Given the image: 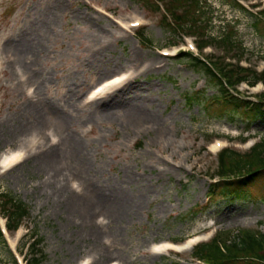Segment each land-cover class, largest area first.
<instances>
[{
	"label": "rangeland",
	"instance_id": "rangeland-1",
	"mask_svg": "<svg viewBox=\"0 0 264 264\" xmlns=\"http://www.w3.org/2000/svg\"><path fill=\"white\" fill-rule=\"evenodd\" d=\"M262 1H241L244 11L221 0H202L199 24L205 30H196L202 40L231 35L235 42L213 40L203 53L262 69L264 38L251 26ZM144 5L145 0H0V49L22 37L39 44L35 56L10 53L11 62L0 52V155L22 153L19 162L0 172V192L18 198L28 212L18 230L0 241V264L11 262L8 246L16 256L30 259L34 234L41 238L36 246L43 256L40 264H204L192 257L191 246L157 252L152 247L189 238L208 241L243 228L264 233L263 182L247 187L242 198L218 190L208 197L217 180L218 151L225 146L249 151L264 138V112L243 108L232 113L215 105L211 97L217 87L201 66L159 50L179 40L181 30H167L159 20L161 11ZM132 21L141 25L131 27ZM139 29L146 37L143 43ZM166 50L176 53L173 47ZM17 74L23 75L24 86ZM117 75H125L126 89L121 83L89 98L98 83ZM135 86L142 87L137 92L144 101L141 114L133 109L138 98L122 97L123 90ZM263 88L237 87L254 102ZM111 98L115 105L105 109L102 103ZM38 100L65 107L77 120L63 134L50 123L43 132L31 133L35 129L24 124ZM66 133L81 140L88 168L78 170L66 159L56 179L50 178L46 169L35 167L34 155L52 149ZM115 183L144 196L131 220L110 218L108 208L91 198L90 191ZM53 185L87 201L88 218L67 210L66 199L52 193ZM91 227L98 230L93 231L95 241ZM93 244L103 245L101 254Z\"/></svg>",
	"mask_w": 264,
	"mask_h": 264
},
{
	"label": "trees",
	"instance_id": "trees-1",
	"mask_svg": "<svg viewBox=\"0 0 264 264\" xmlns=\"http://www.w3.org/2000/svg\"><path fill=\"white\" fill-rule=\"evenodd\" d=\"M221 1L242 8L235 0ZM144 6L155 11L159 8L157 0L156 3L145 0ZM164 9L167 15L162 17L161 23L167 30L170 29L174 32L177 29H181L183 32L205 30L204 25L199 24L201 22L199 18L203 12L202 0H166ZM262 17H264V10L260 12V16H255L251 26L255 29V33L264 38ZM138 37L142 42L146 41L143 30L138 31ZM213 40L226 45L235 44L231 35H226L221 38L204 39L199 47L202 48L209 43L211 44ZM179 57L193 59L194 62L193 60L191 62L196 66H201L205 73L210 76L211 82L217 87L216 95L211 97L215 100V105L232 113L243 108L250 109L254 113L264 112V91L259 95L257 103L246 101L230 92V89L234 90L238 81L247 80L248 76L251 77L252 83L259 79L264 80V72L257 74L238 65L234 68H227L221 62L212 61L211 59H208V64L188 53H182ZM218 159L217 175L221 183L216 184L214 189L209 191L213 196L215 195L214 190L218 189V191L231 198H242L248 192L247 187L255 182L264 183V138L253 144L251 149L244 153H239L232 148L223 149L218 153ZM0 211L6 217L5 224L10 231L15 230L20 221L28 214L26 204L6 191L0 192ZM40 240L41 238L37 237L29 243L30 255H32L29 264H40L43 259L41 250L36 248ZM0 241L4 242L1 231ZM9 256H11L10 253ZM192 256L204 261L206 264H264V233L253 232L244 228L233 235L220 232L215 234L209 241H203L195 245ZM10 261L9 264H17L13 256H11Z\"/></svg>",
	"mask_w": 264,
	"mask_h": 264
},
{
	"label": "bare ground",
	"instance_id": "bare-ground-1",
	"mask_svg": "<svg viewBox=\"0 0 264 264\" xmlns=\"http://www.w3.org/2000/svg\"><path fill=\"white\" fill-rule=\"evenodd\" d=\"M85 19H87L86 16ZM46 26L48 29H51V22L49 24H46ZM6 44L7 46L1 48L0 52L1 54H4L8 62H11V60L9 59L10 53L14 57L18 58L22 53H30L34 54L33 56H35L39 51V44L35 43L33 40H30V38L22 37L21 39H18L15 44L10 45L8 42ZM17 75L18 81L21 83V86H24L25 81L23 75ZM114 77L115 76L106 78L95 87L101 86V89L106 93L111 89H117V87L121 85L122 81H119L121 80L119 77ZM124 83H122L121 87L123 89H126ZM141 88L142 87L140 86H135L128 91L123 90V92L125 91V94L123 93L122 95V97H128L129 95H132V97L138 98L133 106V109H138V114H141V107L142 104H144L143 99H141L137 95V92L141 90ZM115 100L116 99L112 98L108 99L106 102L102 103V106H105V109H109L110 106L115 105ZM29 111L32 115L30 120H25L24 126H29L30 128L33 127L32 129L35 130H32L31 133L43 132L46 124L50 123L54 124L57 133L63 134L68 128L70 122H74L77 120V117H72L71 113L67 112V109L65 107L63 108L59 105L54 104L53 102H39L38 100L36 101V103L31 104V106L29 107ZM51 148L52 149L47 150L43 155H39L38 153L34 155L35 157H37L35 167L41 171H45L46 169V172L50 178L56 179V177L60 174L59 164L66 162V159L69 160L70 163L74 162V166H76L78 170L85 171L88 168V155L85 152L84 146L78 137L66 133L63 137V140L59 144L54 145V147ZM15 158V155H11L8 158L4 157L3 160L0 161V167L11 165L12 161ZM89 187L92 188L91 186ZM50 189L52 190V193L61 195L63 199H66L65 208L67 210L74 212L76 215H78V218H88L89 213L88 209H86L88 207L87 201L80 198L79 196L77 197L71 195L70 192L66 195L64 189L62 190L61 188L55 187V185L51 186ZM98 189L99 190H92V192L90 191L91 198L93 197V195L96 196L95 198L98 199L99 203L102 204L105 208H108V215L110 218L112 217L113 219L120 222L128 219L131 220L132 217H134V215L141 209L144 199V196L142 194L138 196H136L135 194L132 195L128 190H125L123 186L116 183L105 184L104 186H100V188ZM88 230H91L90 238L94 239L95 241L97 232L93 233V231L98 230L92 227ZM188 245L189 243H186L184 245L175 246V248L188 249ZM92 246L96 254L102 253L101 251L103 245L100 246L99 244H93Z\"/></svg>",
	"mask_w": 264,
	"mask_h": 264
}]
</instances>
